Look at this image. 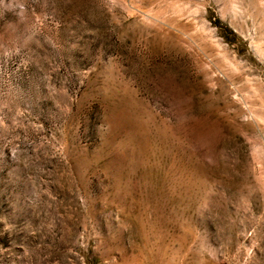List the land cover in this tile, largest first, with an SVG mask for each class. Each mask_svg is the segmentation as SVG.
Returning <instances> with one entry per match:
<instances>
[{
  "label": "rangeland",
  "instance_id": "1",
  "mask_svg": "<svg viewBox=\"0 0 264 264\" xmlns=\"http://www.w3.org/2000/svg\"><path fill=\"white\" fill-rule=\"evenodd\" d=\"M232 1L249 35L221 0H0V264H264L262 13Z\"/></svg>",
  "mask_w": 264,
  "mask_h": 264
},
{
  "label": "bare ground",
  "instance_id": "2",
  "mask_svg": "<svg viewBox=\"0 0 264 264\" xmlns=\"http://www.w3.org/2000/svg\"><path fill=\"white\" fill-rule=\"evenodd\" d=\"M217 1L220 2V0H217ZM221 1L223 2V8H224V11L226 12V14H230V16L233 19V21L235 20L234 23H233L234 28L240 33H243V31L248 32V29H247L246 25L244 24V21L240 20V19H242L241 17H243L242 15L245 12V10L240 6V4L238 2L232 1V0H221ZM248 1H249V5L253 9L258 6L260 8L261 13H262V16H258V17H261V18L259 19V22L257 21L258 23H257V25H255V28H254V32L259 34L258 35L259 38L256 41H253V40L250 41L249 42V44H250L249 46H250V48L252 50V53L259 60L264 62V46H263L264 44L262 42L263 38H260V37H264V0H248ZM255 5H257V6L255 7ZM257 11L259 12V10H257ZM237 16H239V18H240V19H238V21H236V19H237L236 17ZM255 17H256V15L253 18H255ZM233 21H231V22H233ZM193 29H194V31H196V33L198 34L197 37H199L201 41H205V42L208 43V45H210V46L212 45V46H214L217 49V52H218L217 54L220 57L221 64L224 67H226L233 74L237 75V74L241 73L242 70H241V68L240 69L238 68L239 65L235 64L234 62L229 61L227 59V57H226L227 55H225L226 52L224 50V47L219 45V43L217 42V39H215V37L211 33L210 29L208 27H206L205 21H203L201 23V25H200V27L198 29H197V27H194ZM246 32H244V34H246ZM246 35H249V32ZM186 43H187L188 46H191L190 44L192 42L189 43V40H188ZM246 79H247V77H246ZM254 80H256V79H254Z\"/></svg>",
  "mask_w": 264,
  "mask_h": 264
}]
</instances>
